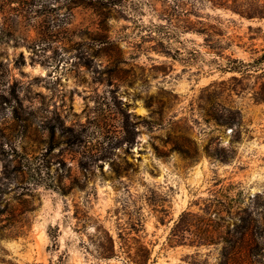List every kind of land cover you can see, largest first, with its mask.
Masks as SVG:
<instances>
[{"label": "rangeland", "instance_id": "1", "mask_svg": "<svg viewBox=\"0 0 264 264\" xmlns=\"http://www.w3.org/2000/svg\"><path fill=\"white\" fill-rule=\"evenodd\" d=\"M245 2L0 0V264H88L83 242L115 237L127 199L156 264L219 261L168 236L230 185L239 212L264 199L258 85L217 69L200 33L248 61L264 21L228 7Z\"/></svg>", "mask_w": 264, "mask_h": 264}, {"label": "trees", "instance_id": "2", "mask_svg": "<svg viewBox=\"0 0 264 264\" xmlns=\"http://www.w3.org/2000/svg\"><path fill=\"white\" fill-rule=\"evenodd\" d=\"M245 1L243 9L242 5L228 7L245 19L264 21V0ZM200 33L205 35V41L210 43L208 47L215 60H225L223 64L216 63L217 69L221 72L239 73L242 80L254 77L256 80L254 85H258V88L252 92L251 98L256 104H264V31L261 28L248 27L247 40L251 43L260 41L258 47L250 49L251 56L248 61L224 57V49L231 46L232 41L227 42L228 38L227 41L224 40L222 32ZM214 36L219 38L215 39ZM254 46L256 44H250V47ZM232 80L236 78L233 77ZM69 177L71 179L69 186L79 187L78 179L71 175ZM66 187L68 186L60 182L57 189L64 194ZM232 190V185L223 190L220 196L203 210V215L191 212L180 214L170 230L168 241L171 243L174 241V245H189L196 248L219 247V261L216 264H264V199L260 201L261 196L258 195L253 210L247 207L239 212L237 211L240 205L237 197L239 193L236 196L231 195ZM132 203L128 199L122 201L120 208L116 210L123 217L118 216L116 219L115 237L108 229L97 226L88 236V240L83 242L82 247L88 264H156L152 246L146 243L141 235L143 232L141 214L137 209L131 208ZM232 216H235L234 219L239 223L230 230L225 223ZM82 225L85 227L86 223ZM183 241H188V244ZM191 264L199 263L192 261Z\"/></svg>", "mask_w": 264, "mask_h": 264}]
</instances>
